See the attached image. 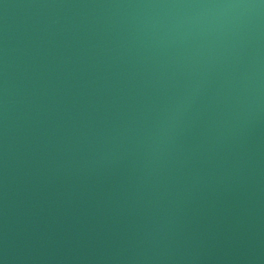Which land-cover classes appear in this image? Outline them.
I'll return each instance as SVG.
<instances>
[{"label": "water", "instance_id": "water-1", "mask_svg": "<svg viewBox=\"0 0 264 264\" xmlns=\"http://www.w3.org/2000/svg\"><path fill=\"white\" fill-rule=\"evenodd\" d=\"M0 264H264V0H0Z\"/></svg>", "mask_w": 264, "mask_h": 264}]
</instances>
